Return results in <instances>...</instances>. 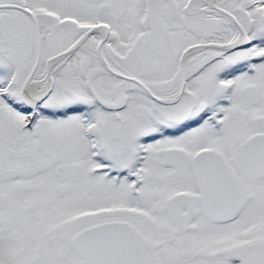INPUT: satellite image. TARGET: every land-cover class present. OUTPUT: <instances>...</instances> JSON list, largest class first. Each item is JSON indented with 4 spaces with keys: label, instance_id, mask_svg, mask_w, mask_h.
I'll list each match as a JSON object with an SVG mask.
<instances>
[{
    "label": "snow or ice",
    "instance_id": "snow-or-ice-1",
    "mask_svg": "<svg viewBox=\"0 0 264 264\" xmlns=\"http://www.w3.org/2000/svg\"><path fill=\"white\" fill-rule=\"evenodd\" d=\"M0 264H264V0H0Z\"/></svg>",
    "mask_w": 264,
    "mask_h": 264
}]
</instances>
